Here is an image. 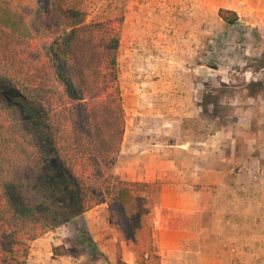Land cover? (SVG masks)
<instances>
[{"label":"crops","instance_id":"1","mask_svg":"<svg viewBox=\"0 0 264 264\" xmlns=\"http://www.w3.org/2000/svg\"><path fill=\"white\" fill-rule=\"evenodd\" d=\"M219 8L234 11L236 22L226 24ZM194 10L181 21L165 22L163 64L130 69L120 83L126 124L114 183L131 187L146 207L140 214L149 219V251L142 258L127 240L117 247V231L102 203L82 218L110 264L118 254L125 264H264V109L252 115L250 108L264 106V82L257 97L242 99L235 91L239 85L229 83L234 73L250 79L248 45L241 55L234 46L250 37L235 30L263 21L264 0H195ZM225 91L234 96L224 98ZM223 100H239L241 113H213ZM34 252L36 264L53 255L43 244Z\"/></svg>","mask_w":264,"mask_h":264},{"label":"trees","instance_id":"2","mask_svg":"<svg viewBox=\"0 0 264 264\" xmlns=\"http://www.w3.org/2000/svg\"><path fill=\"white\" fill-rule=\"evenodd\" d=\"M28 17V29L0 27V264H25L26 241L102 203L117 247L131 241L144 258L146 207L131 187L113 186L126 124L123 15L87 20L83 0H35Z\"/></svg>","mask_w":264,"mask_h":264},{"label":"rangeland","instance_id":"3","mask_svg":"<svg viewBox=\"0 0 264 264\" xmlns=\"http://www.w3.org/2000/svg\"><path fill=\"white\" fill-rule=\"evenodd\" d=\"M34 5L35 0H0V27L9 29L18 24L20 26L21 22H25V28L28 29V16L32 15ZM83 6L87 20L123 15V29L125 24H127L129 29L126 30L125 28L126 32H124L125 34L123 33L124 35L122 34V42L120 43L123 49L120 51L118 62L121 71L120 83H122L123 79L129 76L128 72L130 73V69L134 68V71H136L139 67L153 66L165 62V57L168 55L166 43L168 42L167 29L169 28L165 22L181 21L184 12L188 10L189 13H193L195 11V0H83ZM263 12L264 10L260 12V17ZM189 18L194 19V15L192 14ZM263 24V21H256L245 30H235L238 36L244 34L245 38L250 37L249 42H244L241 37L239 41L234 43L235 55H241L247 45L249 51L245 66L249 67L251 71L250 79L248 78L244 82L245 77L243 78L242 74L234 73L230 75V81L232 82L229 83L239 85V88L235 89V91L241 99L242 95L244 97L248 95L257 97L259 83L264 82V75H261L260 72L264 66V46L261 36L264 33ZM135 30L136 32H134ZM129 31H131L130 34ZM132 33H135V35ZM217 76L226 78L229 75L218 74ZM215 82L217 85L222 83L218 79ZM245 88L247 90H244ZM219 96H222L221 92ZM223 96L227 98L234 95L225 91ZM223 102L226 103L212 107V112L220 115L224 113L238 114L243 109L239 100H223ZM250 108L252 115H257L260 109L261 112L263 111L264 106L252 103ZM226 121H220L219 124H224ZM113 186L114 191H117L124 185L118 182L113 183ZM140 213L141 210L139 211ZM26 242L29 248L25 264H36L34 251L41 247V244L50 247L51 252L52 248L56 246H60L62 250L66 251L63 255H56L58 256L57 259L59 258L56 263H51L52 259H56L53 256V252V255L48 254L47 259L43 260L45 264L111 263L110 261L108 262L105 255L100 253L85 230L82 214L65 224L45 232L38 238ZM112 264H116V262Z\"/></svg>","mask_w":264,"mask_h":264},{"label":"built area","instance_id":"4","mask_svg":"<svg viewBox=\"0 0 264 264\" xmlns=\"http://www.w3.org/2000/svg\"><path fill=\"white\" fill-rule=\"evenodd\" d=\"M263 23H264V17H263Z\"/></svg>","mask_w":264,"mask_h":264}]
</instances>
